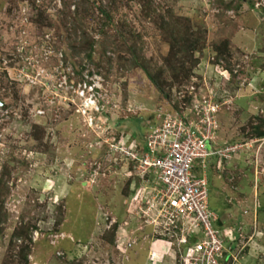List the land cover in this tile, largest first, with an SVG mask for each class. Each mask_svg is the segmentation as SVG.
Segmentation results:
<instances>
[{"label": "rangeland", "instance_id": "1", "mask_svg": "<svg viewBox=\"0 0 264 264\" xmlns=\"http://www.w3.org/2000/svg\"><path fill=\"white\" fill-rule=\"evenodd\" d=\"M80 1L0 0V264H23L25 246L28 264H176L119 143L142 145L189 87L218 105L216 146L246 144L210 165L209 208L234 264H264V0Z\"/></svg>", "mask_w": 264, "mask_h": 264}, {"label": "built area", "instance_id": "2", "mask_svg": "<svg viewBox=\"0 0 264 264\" xmlns=\"http://www.w3.org/2000/svg\"><path fill=\"white\" fill-rule=\"evenodd\" d=\"M189 90L186 104L171 108L155 126L150 125L142 145L130 140L128 145L119 143V149L141 178H150V207L155 213L149 224L158 225L166 235L168 239L160 241L168 245V251L172 247L169 255L176 264H234L233 243L226 246L223 239L229 242L231 233H221L215 225L218 216L209 208L207 172L213 163L220 170L221 164L241 153L246 144L216 146L218 105L210 95H198L201 88ZM76 93L81 100L76 112L92 126L93 112L99 111L93 86L86 81L78 83ZM156 258L155 252L149 254L150 260Z\"/></svg>", "mask_w": 264, "mask_h": 264}, {"label": "trees", "instance_id": "3", "mask_svg": "<svg viewBox=\"0 0 264 264\" xmlns=\"http://www.w3.org/2000/svg\"><path fill=\"white\" fill-rule=\"evenodd\" d=\"M87 3H90V0H81L80 1V4H87ZM102 14H103V16H104V18L108 21V19H109V16L106 14V12H104V10L102 9L101 11H100ZM170 42H171V44H176L179 48H177L178 49V51H182V49L184 50V49H187V51L188 52H192L193 50H194V46H196V45H194L193 43H188V44H185L186 46H181L180 47V43H179V39L178 38H176V37H172V38H170ZM86 46L87 47H90L91 45H90V42H89V44H88V42H85V45H82V43L80 44V47H79V49H83V48H86ZM186 57H191V55L190 54H188ZM175 70H176V68H174ZM173 69V70H174ZM181 70H182V73H181V75L182 76H184V79L183 80H187V78H188V76H189V71H186L184 68H181ZM178 76V75H177ZM152 78V77H151ZM151 78L148 76V79L150 80V82L152 83V84H155V80L152 78V80H151ZM156 84H157V86H156V88L158 89V90H161V91H163V89H162V86L160 87V85H159V83H157L156 82ZM256 132H257V136H259V137H263L264 136V132H261V131H258V129H256ZM0 220H1V212H0ZM26 231H28V229H26L25 227H21L20 229H19V231L15 234V238L16 239H21V240H26V238H27V233H26ZM28 247H24V248H22V251L20 252V257H21V260H22V262H23V264H28V262H27V252H28Z\"/></svg>", "mask_w": 264, "mask_h": 264}, {"label": "crops", "instance_id": "4", "mask_svg": "<svg viewBox=\"0 0 264 264\" xmlns=\"http://www.w3.org/2000/svg\"><path fill=\"white\" fill-rule=\"evenodd\" d=\"M156 252H158L157 254L159 255V256H161V259L162 258H164V257H167V258H171L170 256H169V253H168V247H165V246H161L159 249H158V251H156ZM168 255V256H167Z\"/></svg>", "mask_w": 264, "mask_h": 264}, {"label": "clouds", "instance_id": "5", "mask_svg": "<svg viewBox=\"0 0 264 264\" xmlns=\"http://www.w3.org/2000/svg\"><path fill=\"white\" fill-rule=\"evenodd\" d=\"M233 246V245H232ZM149 260V262H153L154 260H150L149 257L147 258Z\"/></svg>", "mask_w": 264, "mask_h": 264}]
</instances>
